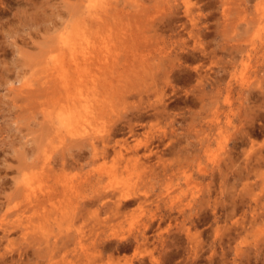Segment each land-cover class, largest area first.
<instances>
[{"label":"rangeland","instance_id":"obj_1","mask_svg":"<svg viewBox=\"0 0 264 264\" xmlns=\"http://www.w3.org/2000/svg\"><path fill=\"white\" fill-rule=\"evenodd\" d=\"M103 128L138 160L62 166ZM133 182L123 215L93 199ZM152 257L264 264V0H0V264Z\"/></svg>","mask_w":264,"mask_h":264},{"label":"bare ground","instance_id":"obj_2","mask_svg":"<svg viewBox=\"0 0 264 264\" xmlns=\"http://www.w3.org/2000/svg\"><path fill=\"white\" fill-rule=\"evenodd\" d=\"M105 9V8H104ZM109 9V8H108ZM106 11H107V8L105 9ZM110 10V9H109ZM107 15H108V13H107ZM67 81V80H66ZM66 84H67V82H65ZM68 86H66L65 85V89H66V92H67V94H68V96L69 95H71V93H73V90H71V88H67ZM90 92V91H89ZM71 99H74L73 97H71ZM91 101V100H90ZM94 103V102H93ZM75 104V105H74ZM84 104V103H83ZM88 104H89V102H88ZM69 105H71V106H74L75 108H76V102H74L73 100H71V102L69 103ZM92 106V105H91ZM84 107V106H83ZM93 107V106H92ZM70 108H73V107H70ZM74 110V109H73ZM87 110V109H86ZM84 111H82V109H79V110H77V111H75L74 110V116H76V118L78 119L79 118V116H80V114L82 115V116H87L86 117V119H85V123L87 124L88 123V115H85L84 113H83ZM142 114V113H141ZM124 116H126V115H124ZM131 116V115H130ZM132 117V116H131ZM117 122V121H116ZM81 126H83V128H81V129H77V127H75V129L76 130H78V131H83V132H88V128L87 127H84V124L82 123V125ZM85 128L87 129V130H85ZM114 128V127H113ZM128 128H129V131H128V133L130 134V135H133L134 133H135V131H136V125L135 124H133V122L131 123V124H129V126H128ZM119 129V130H118ZM117 130L119 131V133L120 132H124L123 131V128L121 127H119ZM113 130H115V129H113ZM117 131V132H118ZM111 132H112V130H111ZM114 132V131H113ZM92 135H90V137H88V139H83V140H81V141H75V143L74 144H76V145H74V146H77V151L75 152V151H73L72 149H71V152H69V157L71 158V160H72V162L71 161H69V159H67L66 158V156L65 155H62V160H63V163H62V166L63 167H66V166H73V164H79V166L80 167H82L83 168V166H84V162H81L80 161V158L81 159H86L85 160V163H91V162H95V161H97V160H99V159H106V158H108L109 156H110V154H111V150L113 151L112 153L114 154V157H113V160H114V163L115 164H118V163H121L122 161L124 162V161H126V162H130L131 161V159H133V158H135V156H133L132 158H130L129 159V154H131V155H133V154H135V155H137V152H138V150L140 149V143L141 144H143V142H140L139 143V141H138V143H136V144H134V145H129L128 143H127V141H126V139L125 140H123V142L121 141H119V140H116V144L119 146L118 148H117V145H111V143H110V141H111V134L108 132V129L106 130V131H104V128L102 129V130H100V132H99V134L100 135H93V134H95V133H91ZM97 141H99L100 142V144L99 143H97ZM150 142H152V141H150L149 140V143ZM255 143V142H254ZM151 144V143H150ZM144 145H145V147L148 145V141L147 142H145L144 143ZM138 146H140L139 147V149L137 148ZM84 148H87L88 150H87V152H88V156L86 155L85 156V151L86 150H84ZM110 148H112V149H110ZM140 152V151H139ZM152 152V150H150V153ZM154 153V152H153ZM144 155L146 156V157H148L149 158V155L150 154H146V153H144ZM143 155V156H144ZM133 160H135V161H137L138 159H137V157H136V159H133ZM75 166V165H74ZM76 168V167H75ZM77 171V170H76ZM78 175V174H77ZM90 176V175H89ZM89 176H87V177H85L84 178V180L85 179H87L86 181L87 182H90V178L91 177H89ZM83 178V177H82ZM101 180V179H100ZM66 181V180H65ZM83 181V180H82ZM92 182V181H91ZM90 182V183H91ZM99 182V181H98ZM100 183V182H99ZM73 187V186H72ZM71 187V188H72ZM114 189V188H113ZM113 189H103V190H98V194L95 196H93V199L96 197V200H98L99 201V203L101 202V204H102V206L103 207H105L106 209H110L111 211H113V214L114 215H118V216H120V215H123L125 212L124 211H126L125 209H126V207H129L130 205H131V203H135V201H133V199H135L136 197H138L137 195L135 196V198H134V196L133 195H131V194H127L126 196L124 195V190H118V191H114ZM63 190H65V189H63ZM78 195H79V193H78ZM142 195V194H141ZM29 196V195H28ZM30 197V196H29ZM82 198H84V197H82ZM140 197H138L137 198V202H138V199H139ZM72 201V200H71ZM85 203H86V200L83 202V203H80L79 204V206L78 207H80V206H83V208H84V205H85ZM98 203V204H99ZM101 206V205H100ZM105 209V210H106ZM110 210H108V211H110ZM110 218V217H109ZM112 219V218H111ZM153 219V217H150V218H148L147 220H145L144 222H143V224H142V227L139 229V231H138V233H135L134 235H133V239H132V242H134V245H135V256L134 257H136L137 256V248H139V245L141 244V243H147L148 242V236L146 235V233H147V229L150 227V225H151V220ZM109 220V219H108ZM78 235V234H77ZM78 242L80 243V245H81V247L83 248V250H82V256H80V257H84V258H86L87 260H89V262L91 263L92 262V260H96V258H98V256L99 257H102L101 255L103 254L101 251H99L100 252V255H97V256H94V257H92L93 255H91L89 252H87V248H84V246L82 245V242H83V239H84V236L83 235H79L78 237ZM111 237H107V238H105V239H102L101 241H103V242H105V241H110V243H105L104 244V248H106V249H109V248H112L113 246H112V243H111V239H110ZM152 238V237H151ZM140 246H142V245H140ZM125 247H127V245H125L124 244V240H123V237H119V239H117L116 240V248L117 249H124ZM129 247V246H128ZM115 252V251H114ZM119 252V251H118ZM146 257V256H145ZM94 258V259H93ZM144 258V257H143ZM163 258V257H162ZM112 260V257L111 256H108V259H107V261L109 262V261H111ZM165 260V259H164ZM139 261V260H138ZM107 262V263H108ZM140 262H142V261H140ZM144 262V261H143ZM151 262L153 263V264H155V263H157V259H155L154 257H152L151 258ZM125 263L126 264H135V261H134V259L132 258V259H127L126 261H125ZM109 264H111V263H109ZM112 264H116V263H112Z\"/></svg>","mask_w":264,"mask_h":264},{"label":"clouds","instance_id":"obj_3","mask_svg":"<svg viewBox=\"0 0 264 264\" xmlns=\"http://www.w3.org/2000/svg\"><path fill=\"white\" fill-rule=\"evenodd\" d=\"M158 101L160 103H163V93L160 94V96H158ZM63 135H65L66 137H72V133L70 132H63ZM127 194H131V195H139V189L136 187L135 183H131L128 184L125 189H124V195L126 196ZM147 193H145L146 195ZM131 227V226H130Z\"/></svg>","mask_w":264,"mask_h":264}]
</instances>
